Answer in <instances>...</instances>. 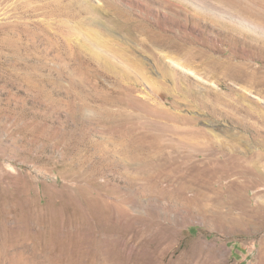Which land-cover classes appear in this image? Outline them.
<instances>
[{"label":"rangeland","instance_id":"374dc122","mask_svg":"<svg viewBox=\"0 0 264 264\" xmlns=\"http://www.w3.org/2000/svg\"><path fill=\"white\" fill-rule=\"evenodd\" d=\"M0 264H264V0H0Z\"/></svg>","mask_w":264,"mask_h":264},{"label":"bare ground","instance_id":"6f19581e","mask_svg":"<svg viewBox=\"0 0 264 264\" xmlns=\"http://www.w3.org/2000/svg\"><path fill=\"white\" fill-rule=\"evenodd\" d=\"M242 80V79H241Z\"/></svg>","mask_w":264,"mask_h":264}]
</instances>
